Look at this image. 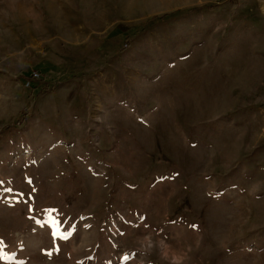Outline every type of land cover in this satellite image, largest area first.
Wrapping results in <instances>:
<instances>
[{
    "label": "rangeland",
    "instance_id": "rangeland-1",
    "mask_svg": "<svg viewBox=\"0 0 264 264\" xmlns=\"http://www.w3.org/2000/svg\"><path fill=\"white\" fill-rule=\"evenodd\" d=\"M0 264H264V0H0Z\"/></svg>",
    "mask_w": 264,
    "mask_h": 264
},
{
    "label": "built area",
    "instance_id": "built-area-1",
    "mask_svg": "<svg viewBox=\"0 0 264 264\" xmlns=\"http://www.w3.org/2000/svg\"><path fill=\"white\" fill-rule=\"evenodd\" d=\"M39 79H40V76L37 75V74H34V73H33V74L29 77V79H28V81H27V83H26V86L29 88L32 82L38 81Z\"/></svg>",
    "mask_w": 264,
    "mask_h": 264
},
{
    "label": "snow or ice",
    "instance_id": "snow-or-ice-1",
    "mask_svg": "<svg viewBox=\"0 0 264 264\" xmlns=\"http://www.w3.org/2000/svg\"><path fill=\"white\" fill-rule=\"evenodd\" d=\"M11 191V190H9ZM73 235V233H68V236L65 237V239H68L69 237H71Z\"/></svg>",
    "mask_w": 264,
    "mask_h": 264
},
{
    "label": "trees",
    "instance_id": "trees-1",
    "mask_svg": "<svg viewBox=\"0 0 264 264\" xmlns=\"http://www.w3.org/2000/svg\"><path fill=\"white\" fill-rule=\"evenodd\" d=\"M35 82H36V81H35ZM35 82H32L31 85L34 84Z\"/></svg>",
    "mask_w": 264,
    "mask_h": 264
},
{
    "label": "bare ground",
    "instance_id": "bare-ground-1",
    "mask_svg": "<svg viewBox=\"0 0 264 264\" xmlns=\"http://www.w3.org/2000/svg\"><path fill=\"white\" fill-rule=\"evenodd\" d=\"M55 216V215H54Z\"/></svg>",
    "mask_w": 264,
    "mask_h": 264
}]
</instances>
